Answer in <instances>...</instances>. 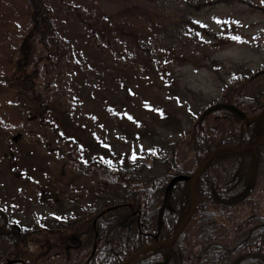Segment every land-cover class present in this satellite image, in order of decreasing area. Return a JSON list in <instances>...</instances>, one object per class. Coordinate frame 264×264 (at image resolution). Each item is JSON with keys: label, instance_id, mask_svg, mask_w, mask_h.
<instances>
[{"label": "rangeland", "instance_id": "374dc122", "mask_svg": "<svg viewBox=\"0 0 264 264\" xmlns=\"http://www.w3.org/2000/svg\"><path fill=\"white\" fill-rule=\"evenodd\" d=\"M188 1L189 6L174 0L154 5L148 0H56L64 55L61 65L47 66V72L44 61L38 62L39 91L62 119L68 113L84 133L94 129L118 136L119 141L112 137L118 146L112 153L130 152L138 162L133 170L144 180L160 172L151 155L171 156L175 147L180 160L191 157L187 132L192 120L216 105L241 73L251 72L252 84L244 87L256 90L264 82V0ZM21 4L0 0V200L18 203L13 208L29 218L45 211L60 217L57 210L84 206V196L101 198L109 185L98 173L78 172L60 155L14 84L15 71L6 57L15 37L11 33L19 31L25 15L16 23L9 13ZM59 7L70 9V15L63 16ZM181 18L198 30L189 33ZM90 27L101 31L94 34ZM19 56L15 62L24 65ZM248 186L240 179L236 189ZM66 192L77 199L67 209L62 207ZM40 204L52 207L43 211ZM56 242L53 248L59 247ZM8 248L0 242L1 253ZM31 251L41 252L42 244ZM73 261L58 257L50 263Z\"/></svg>", "mask_w": 264, "mask_h": 264}, {"label": "trees", "instance_id": "16d2710c", "mask_svg": "<svg viewBox=\"0 0 264 264\" xmlns=\"http://www.w3.org/2000/svg\"><path fill=\"white\" fill-rule=\"evenodd\" d=\"M21 1L23 4L9 13L16 23L19 16L25 15L24 25L16 26L19 31L11 33L15 37L9 47L11 55L6 57L12 72L15 71L14 84L30 104L33 119L50 134L51 145L60 155L78 172L98 173L108 182L109 189L101 198L96 195L91 200V196H84L86 204L73 208L68 203L74 204L77 199L67 192L62 194L67 200L62 207L71 210L67 213L57 210L60 217L45 211L52 207L46 205L47 201L46 206L39 205L45 212L29 218L13 208L18 203L1 199L0 242L9 248L0 252V262L11 258L25 264H51L54 258L66 257L74 260L72 264H122L144 247L169 239L188 214L189 184L174 181L176 177L192 175L217 148L251 147L259 142L264 135V82L256 90L244 87L251 81V72L241 73L216 105L192 120L187 132L191 157L180 160L175 147L171 156H154L152 164L160 166V172L144 180L134 172L138 162L132 161L130 152L125 156L112 153L118 152L112 140L114 137L119 141L118 136L109 138L94 129H89L88 134L82 132L81 124L68 113L62 119V112L40 93L38 62L44 61L46 72L47 66L61 65L64 50L60 42L65 31L58 24L61 18L55 9L56 0ZM166 1L148 0V3ZM174 1L191 4L188 0ZM59 9L63 16L71 13L70 9ZM181 26H188L189 33L198 30L193 22H184L182 18ZM90 28L94 34L101 31ZM99 35L104 37L102 32ZM15 55H20L24 65L15 62ZM261 78L264 79V72ZM230 106L249 117L262 116L248 122ZM56 114L61 117V124L54 123ZM257 154L258 175L250 196L241 202L231 200L238 180L248 178L252 152L228 151L216 155L197 181V208L172 249H155L134 264H264V144ZM111 208L114 209L107 211ZM55 242L59 247L53 248ZM41 244V252L31 251L32 246ZM63 245L66 249H62ZM95 245L97 252L93 257ZM73 253L86 260L73 259Z\"/></svg>", "mask_w": 264, "mask_h": 264}, {"label": "water", "instance_id": "95a60500", "mask_svg": "<svg viewBox=\"0 0 264 264\" xmlns=\"http://www.w3.org/2000/svg\"><path fill=\"white\" fill-rule=\"evenodd\" d=\"M232 108H234L245 121L254 122V121H257L261 117V115H258L255 117H247L243 112L238 110L236 107H232ZM263 143H264V136L259 140V142L257 144H255L254 146H251V147H247V148L235 147V146H222V147L214 150L211 154H209L208 157L195 170V172L192 176H178L176 178V180H174V181H177V180L178 181H189L190 186L192 188V204H191V209H190L188 215L185 217V219L180 224L176 233L170 239L165 240V241H158L153 245L147 246V247L139 250L138 252H136L135 254L130 256L129 258H127L122 264H132L135 261H137L139 258H141L144 254H146L150 251H153L157 248L163 247V246L169 247L170 250L172 249L173 244L177 241L179 236L183 233L184 229L186 228L187 224L189 223V221H190L191 217L193 216L195 209L197 207V202H198V191H197V187H196L197 179L199 178V176L202 174V172L206 169V167L210 164V162L214 159V157L216 155L223 153V152H228V151H236L238 153L253 152V157H252L253 179H252L251 187L248 191V192H252V190L254 189L255 183H256L257 172H258L257 149ZM174 181H172V184L174 183ZM16 263H17L16 260H7L3 264H16Z\"/></svg>", "mask_w": 264, "mask_h": 264}, {"label": "bare ground", "instance_id": "6f19581e", "mask_svg": "<svg viewBox=\"0 0 264 264\" xmlns=\"http://www.w3.org/2000/svg\"><path fill=\"white\" fill-rule=\"evenodd\" d=\"M199 166H200V165H199ZM199 166H198V167H199ZM198 167H197V168H198ZM197 168H196V169H197ZM192 175H193V174H192ZM192 175H185V176H192ZM200 176H201V175H200ZM200 176H199V177H200ZM175 179H176V178H175ZM198 179H199V178H198ZM198 179H197V181H198ZM177 181H178V180H177ZM184 182H188V184H189V190H190V208H189V211H190V209H191V204H192V188H191V186H190V182H189V181H184ZM236 185H237V183H236ZM196 187H197V182H196ZM236 188H237V187H236ZM249 189H250V188H246V189H238V190L236 189L235 192H232V198H231L232 202H233V203H235V202H241L245 197L250 196V195L252 194V192H248ZM197 203H198V202H197ZM196 208H197V207H196ZM195 210H196V209H195ZM188 213H189V212H188ZM187 215H188V214H187ZM187 215H186V216H187ZM186 216H185V217H186ZM192 217H193V216H192ZM192 217H191V218H192ZM184 219H185V218H184ZM190 220H191V219H190ZM182 222H183V221H182ZM182 222H181V223H182ZM189 222H190V221H189ZM187 225H188V224H187ZM177 230H178V229H177ZM184 230H185V229H184ZM183 232H184V231H183ZM175 233H176V232H175ZM175 233H174V234H175ZM174 234H173V235H174ZM173 235H172V236H173ZM181 235H182V234H181ZM181 235H180V236H181ZM172 236H171V237H172ZM180 236H179V237H180ZM171 237H170V238H171ZM134 238L136 239L137 236H134ZM170 238H169V239H170ZM167 240H168V239H167ZM177 240H178V239H177ZM164 241H165V240H164Z\"/></svg>", "mask_w": 264, "mask_h": 264}, {"label": "snow or ice", "instance_id": "6c2138e0", "mask_svg": "<svg viewBox=\"0 0 264 264\" xmlns=\"http://www.w3.org/2000/svg\"><path fill=\"white\" fill-rule=\"evenodd\" d=\"M234 39H240L239 37H234Z\"/></svg>", "mask_w": 264, "mask_h": 264}]
</instances>
